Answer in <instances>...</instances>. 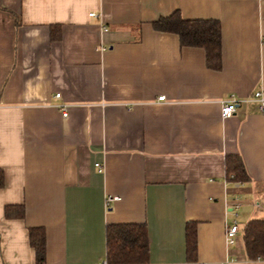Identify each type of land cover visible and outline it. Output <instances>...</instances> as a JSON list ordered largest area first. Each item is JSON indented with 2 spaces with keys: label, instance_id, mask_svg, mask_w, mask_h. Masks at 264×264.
<instances>
[{
  "label": "crops",
  "instance_id": "obj_1",
  "mask_svg": "<svg viewBox=\"0 0 264 264\" xmlns=\"http://www.w3.org/2000/svg\"><path fill=\"white\" fill-rule=\"evenodd\" d=\"M177 10L219 20L220 68L153 27ZM259 89L264 0H0V264H39L31 228L46 234L44 264H109L108 225L140 222L144 264H264L243 239L264 217V112H221ZM230 154L250 181L231 180Z\"/></svg>",
  "mask_w": 264,
  "mask_h": 264
},
{
  "label": "trees",
  "instance_id": "obj_2",
  "mask_svg": "<svg viewBox=\"0 0 264 264\" xmlns=\"http://www.w3.org/2000/svg\"><path fill=\"white\" fill-rule=\"evenodd\" d=\"M159 31L179 35L182 45L199 46L206 50L208 64L218 69L222 65V26L217 19H186L177 10L153 22ZM226 170L234 182L250 181V175L241 155L230 154L226 158ZM4 184L3 171L0 169V186ZM11 209V208H10ZM6 214L10 216L11 210ZM20 207L17 214L24 215ZM243 239L247 254L251 259H264V217L249 221L244 226ZM187 253L193 258L197 251V234L193 225L187 226ZM32 246L36 249L37 262L44 264L46 254V234L39 229H30ZM107 256L109 264H144L149 261V235L146 223H111L107 227Z\"/></svg>",
  "mask_w": 264,
  "mask_h": 264
},
{
  "label": "built area",
  "instance_id": "obj_3",
  "mask_svg": "<svg viewBox=\"0 0 264 264\" xmlns=\"http://www.w3.org/2000/svg\"><path fill=\"white\" fill-rule=\"evenodd\" d=\"M92 15H95L94 12H92ZM57 97H60V93L56 94ZM165 97L164 96H160L159 100H163ZM252 100L257 101L258 102V107L259 110L264 112V90L259 89L256 90L252 96L250 97H241V98H232L229 100H225L223 101L222 105H221V112H222V117L226 118L229 116H232L236 113L237 107L240 103L242 102H252ZM61 111H62V117H67L69 114V105L65 104L61 106ZM96 165L98 166L99 170L102 171L103 169V165L100 162H97ZM119 196L117 195H109L107 196L106 202L108 205V208H111L113 206L114 201L118 200ZM242 202H240V200L237 198L235 204L232 206L231 211L232 213L235 214V216L238 215L237 210L241 207ZM226 242H228L229 245H234L236 244V240L238 237V234L240 232V227L238 226L237 221H233L232 223L227 224L226 226ZM107 262H105L106 264ZM170 264H174V263H170Z\"/></svg>",
  "mask_w": 264,
  "mask_h": 264
}]
</instances>
